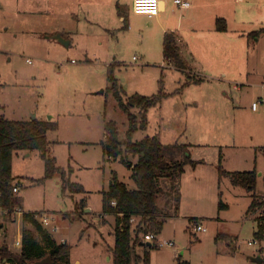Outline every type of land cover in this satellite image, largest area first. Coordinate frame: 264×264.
<instances>
[{
    "label": "rangeland",
    "instance_id": "1",
    "mask_svg": "<svg viewBox=\"0 0 264 264\" xmlns=\"http://www.w3.org/2000/svg\"><path fill=\"white\" fill-rule=\"evenodd\" d=\"M250 1L262 4L258 15L253 12L259 25L251 27L256 21L252 12L245 11L237 23L231 20L230 30L246 33L230 48L234 59L221 68L207 65L210 46L191 35L182 46L188 65L183 72L164 60L161 38L147 30L123 29L124 19L133 15L131 0H0V114L15 121L35 117L56 123L57 129L47 134L48 151L60 169L54 178L43 180L46 165L38 151L14 155L12 173L19 192L13 212L0 210V249L7 246L19 254L22 246L16 242L24 228L44 244L18 214L21 209L34 214L57 243L64 240L72 247L68 264H113L116 221L103 215V192L114 174L130 190L136 188L132 170L121 159L108 161L103 151L109 122L117 125L120 141L127 140L128 117L112 88L113 78L124 101L134 95H167L148 109L147 127L133 141L158 138L169 162L186 160V152L175 145L185 147L191 157L180 177L161 181L160 205L169 217L157 239L175 246L154 244L151 264L264 260V238L257 237L264 210L249 212L254 197L264 199V108L252 111L264 82V0ZM211 10L212 16L217 12L231 17L227 8ZM206 21L201 25L215 24ZM252 31L259 32L257 37L248 35ZM56 34H69L70 46L55 40ZM239 74L241 89L209 78ZM131 112L138 119L143 116L137 107ZM221 168L255 171V190L220 180ZM62 172L86 193L64 190ZM45 216L53 218L48 225L43 224ZM199 222L206 233L194 232ZM255 239L259 243L250 246Z\"/></svg>",
    "mask_w": 264,
    "mask_h": 264
},
{
    "label": "trees",
    "instance_id": "2",
    "mask_svg": "<svg viewBox=\"0 0 264 264\" xmlns=\"http://www.w3.org/2000/svg\"><path fill=\"white\" fill-rule=\"evenodd\" d=\"M224 29L222 28V30ZM163 55L165 61L176 69L182 71L187 69L178 44V37L175 34L167 33L165 35ZM110 80L113 82L112 88L120 108L127 114L128 130L127 140L121 142L117 125L114 122L107 123V135L102 143L103 151L108 161L121 159L132 170V179L136 185L134 190H130L114 174L109 189L103 192V215L113 216L116 221L112 260L113 264H151L150 250L156 243H150L149 247H142L141 244L146 242L140 239V234L153 233L159 235L162 231L164 221L160 218L165 215V211L158 205V198L162 192L161 181L176 176L180 177L184 172L185 165L191 161V157L184 150L185 147L175 145L174 147L179 151L186 152V160L169 162L165 157L164 145L158 138L146 137L141 141H133L134 135L147 127L146 113L148 109L161 103L167 97L166 94L161 93L152 97L134 95L124 101L116 80L114 81L113 78ZM133 107L142 111L141 119H138L131 112ZM56 129L57 124L53 122L38 119L15 121L0 114V207L3 210L13 212L16 194L14 188L19 187L12 173L15 154L38 151L46 165L43 180L54 178L56 173L60 171L56 166V160L49 156L48 151L50 142L47 134ZM62 173L64 190H69L71 193H86L83 185L67 180L65 178L66 173ZM219 178L220 180L228 178L232 186L249 191H254L256 187L255 171L229 172L221 168L219 169ZM113 202L116 205H113ZM221 207L224 208L226 205L221 203ZM261 209L264 210V199L259 200L254 197L249 212L257 213ZM133 217L136 218L135 224L131 222ZM23 221L36 229L44 244L41 245L38 242L33 230L24 228L21 252L15 254L7 246L2 247L0 249V263L34 264L48 256L51 257L52 264L69 263L72 250L70 245L57 243L34 214H23ZM257 237L260 240L264 238V215L259 217ZM138 247L143 249L142 255L138 254ZM178 264L191 263L178 260Z\"/></svg>",
    "mask_w": 264,
    "mask_h": 264
},
{
    "label": "crops",
    "instance_id": "3",
    "mask_svg": "<svg viewBox=\"0 0 264 264\" xmlns=\"http://www.w3.org/2000/svg\"><path fill=\"white\" fill-rule=\"evenodd\" d=\"M134 1L135 0H131L133 15L128 19H124L125 21L123 20L125 22V26H123L124 30H128V31L136 30L137 32H140L142 34L145 32V30H147L149 31L148 33L149 35L155 34L158 38H161L162 44L164 42V37L167 33L175 34L178 37V44L184 61L186 60V57H185V52L182 48L183 42L185 41V39L189 40L190 39L189 36L195 35L194 40L196 42L203 44L205 46H210V48L206 49L205 63H207V65H215L220 68L225 63L226 65H228L229 59H234L235 53H232L233 51H231L230 54L229 53L230 48H234V46L242 38H245L246 36V33H242L243 31L230 30L231 20L234 23H237V21L241 20V16L245 15L244 14L245 11L248 14L249 12L252 13L256 12V14L258 15V11L260 8L259 5H262L261 3L253 4L251 3L250 0H190L192 2L190 8L187 10H181L174 4V0H160L159 15L150 18L147 15L136 14L133 11ZM13 4H14V0H13ZM211 6H213L214 9H219V10L226 8L229 9L231 17L228 16L220 17L221 16L220 13L217 12H215L214 15L212 16ZM253 16H254L253 17L254 20L256 21L251 24V27L259 25L258 24L259 21L257 20V17L255 16L254 13ZM206 20L209 21L213 20L215 22L213 27H211V25L208 26L201 25L206 23L207 22ZM219 21H221V23H219ZM222 28L225 29L222 30ZM256 33L257 35L259 34V32L252 31L251 33H248V35L257 37ZM61 35L66 40H69V36H68L69 34L67 35L61 34ZM227 44H232V46L229 47ZM229 56L232 57L230 58ZM185 63L187 65V61H185ZM193 63L194 65H196V67H200L198 61L193 60ZM171 66L174 68L173 65ZM187 69H188V65H187ZM186 70H183V72H185ZM226 77H227L226 75H223L222 77L210 75L209 78L220 80L222 81L221 85H225V86L232 82L233 84H235L234 86L235 89H239L241 85H244V83H241L244 81L240 79L243 77V74L234 76L233 79H227ZM237 83H239V86ZM247 83L249 84V86L258 87V85L255 83L250 84L249 81H247ZM263 86H264V82L260 87L262 93L258 95V98L264 96ZM259 109L257 111H254L252 109V111L253 113H258ZM260 115L264 116V110H263V114ZM25 120H32V119H25ZM19 121H24V120H19ZM158 205L163 209V207L160 205V196L158 198ZM20 215L22 216L23 213ZM167 217H169V214L165 212V215L162 218H160V220L162 219L164 221V219ZM195 224L204 226L202 222ZM20 237L22 240V234ZM141 246L149 247L147 245H141ZM139 251L142 254L143 249H140ZM108 260L111 259L108 258ZM3 263L10 264L5 262Z\"/></svg>",
    "mask_w": 264,
    "mask_h": 264
},
{
    "label": "built area",
    "instance_id": "4",
    "mask_svg": "<svg viewBox=\"0 0 264 264\" xmlns=\"http://www.w3.org/2000/svg\"><path fill=\"white\" fill-rule=\"evenodd\" d=\"M174 4L180 8L181 10H187L190 8L191 3L187 0H174ZM147 6V7H145ZM133 11L136 14H140V15H147L150 18H153L155 16H158L160 13V0H135L133 3ZM27 63L32 64L31 60H27ZM264 89V86H263ZM260 107L264 108V96L258 98L257 100H255L252 103V109L254 111H257ZM14 192L18 193L19 192V187L14 188ZM113 205H116L115 202L112 203ZM2 208L0 207V210ZM18 214H22L21 209L18 210ZM53 218H50L48 216L43 217V224L48 225L50 221H52ZM136 221V218L133 217L131 219V222L134 223ZM57 230V229H56ZM193 230L194 232L197 233H206L207 232V228L202 226V225H194L193 226ZM144 242L146 243H156L159 245V247H162L164 245H167L169 247H174L175 246V242L170 241V242H165V243H161L158 241L157 239V235L153 234V233H149L147 235L144 236ZM61 243H66L64 240H62ZM259 241L257 239L255 240H251L249 241V245H256L258 244ZM17 245L22 246V240L19 239L16 242Z\"/></svg>",
    "mask_w": 264,
    "mask_h": 264
},
{
    "label": "water",
    "instance_id": "5",
    "mask_svg": "<svg viewBox=\"0 0 264 264\" xmlns=\"http://www.w3.org/2000/svg\"><path fill=\"white\" fill-rule=\"evenodd\" d=\"M55 40L61 42L62 44H64L66 47H69L70 45V42L68 40H66L61 34H56L55 37H54ZM36 119L35 117H33L32 120ZM141 245H147V246H150L151 244L150 243H145V244H141ZM254 263L256 264H263L264 263V260L261 258V257H258L256 259L253 260ZM34 264H52V260H51V257L48 256L40 261H37L35 262Z\"/></svg>",
    "mask_w": 264,
    "mask_h": 264
},
{
    "label": "clouds",
    "instance_id": "6",
    "mask_svg": "<svg viewBox=\"0 0 264 264\" xmlns=\"http://www.w3.org/2000/svg\"><path fill=\"white\" fill-rule=\"evenodd\" d=\"M145 7H147V6H145Z\"/></svg>",
    "mask_w": 264,
    "mask_h": 264
}]
</instances>
